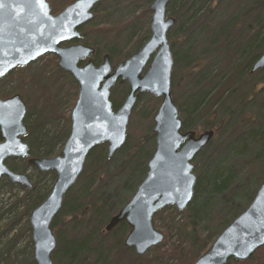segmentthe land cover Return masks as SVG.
<instances>
[{"label": "water", "instance_id": "1", "mask_svg": "<svg viewBox=\"0 0 264 264\" xmlns=\"http://www.w3.org/2000/svg\"><path fill=\"white\" fill-rule=\"evenodd\" d=\"M104 0H76L58 15L51 13L48 0H0V80L17 67H26L47 54L59 58L58 65L78 82L79 93L71 113V130L62 154L52 158L30 156L24 141L29 128L24 119L27 104L20 94L0 98V179L33 190L26 174L5 164L10 158L28 159L41 172L54 171L56 180L49 196L30 214L34 260L54 264L58 240L52 228L66 194L82 175L91 150L108 143L111 158L126 142L133 108L141 95L161 97L153 116L156 147L147 163L146 175L126 204L105 225L110 233L126 223L130 231L124 246L138 256L161 245L165 235L154 224L155 215L167 206L184 211L195 198L197 176L195 157L215 138L214 129L197 133L183 131V120L172 96L174 58L168 32L176 18L167 16L170 0H153L150 38L136 53L121 61L114 70L109 54L97 66L93 46L62 43L81 39L80 27L94 17V7ZM88 59L85 65L81 61ZM147 70L145 71L146 67ZM264 69V52L252 65L254 74ZM128 82L124 103L114 110L110 99L116 83ZM264 246V182L248 207L216 237L211 246L192 264H227L246 261Z\"/></svg>", "mask_w": 264, "mask_h": 264}, {"label": "trees", "instance_id": "2", "mask_svg": "<svg viewBox=\"0 0 264 264\" xmlns=\"http://www.w3.org/2000/svg\"><path fill=\"white\" fill-rule=\"evenodd\" d=\"M72 1L60 0L57 8ZM129 3L137 4L139 0H128L127 5H130ZM169 3L170 15L177 20L176 31L171 34L174 35L172 41L174 70L171 91L180 109L183 120L182 130L214 129L217 137L225 126L231 130L234 129V124H230L229 119L235 113L234 107L244 104L247 100L239 95L243 87L248 86L250 92L255 87V84L250 82L244 86V82L247 77H251L252 65L264 52V0L245 1L238 8L239 11L230 10L221 20L219 18L214 20L215 17L211 15L213 12L206 6L205 0H170ZM136 21L137 18L131 22L128 21V26H124L125 28L121 30L124 35L118 37L117 35L111 37V34L112 31L114 33L120 31L119 27L115 30L107 28L109 31L100 29L98 32L103 38L105 37L104 39L114 38L117 44L124 45L134 37L137 31V25L134 24ZM148 34L149 31L146 35L144 34L142 40ZM177 42L180 47L177 46ZM139 44L141 40L136 46ZM198 48L201 50L200 53L197 52ZM110 51L113 52V49ZM260 81L263 83L262 80ZM145 99L146 97L141 102ZM150 105V111H146ZM150 105L146 108L142 106V110L136 112L135 109L132 123L139 116H143L145 123L150 120L152 112H156L159 100ZM246 116L245 119H250ZM256 131L252 135L239 137L237 141H241L239 148L242 153L248 152V141L253 139L255 143L260 144L257 145L260 148L250 163L253 172L258 174V186L264 181V132ZM155 145V134L150 126L146 127L143 123L135 132L129 129L126 142L117 151V156L121 158L119 175L128 186V194L124 197H116L106 191L96 193L94 186L101 178L100 172L105 171L110 161L108 153L106 155L107 144L98 145L91 150L83 174L75 186L68 191L63 207L52 223L58 240L57 248L53 253L54 264H192L208 250L214 235L218 236L236 216L244 211L243 207L241 210L231 212V218H227L230 211L219 213L210 231L214 235L209 233L203 236L204 240H202L201 224L210 218L213 225L209 215L210 209L221 201L227 192H230L229 184L232 178L229 174L224 178L221 177L225 172L223 173L220 168L222 166L217 160L214 168L207 175L202 173L198 175L195 198L188 209L189 212L193 210L198 199L203 197L201 206L197 208V214L189 215L188 223L179 225L180 230L174 227L173 237L170 236V231L166 232L167 239L163 242L164 244L153 248L144 256H138L133 249H127L124 246V237L130 230L126 223L120 224L110 233H105V224L114 215L112 207L115 204L123 206L145 177L147 163L155 150ZM48 151L46 155L49 154ZM242 155L244 154L240 156ZM6 184L12 186L9 180ZM209 184L211 189L208 188ZM19 188L24 189L29 195L34 194L24 186L20 185ZM256 189L255 187L248 195L247 204L251 201ZM41 201L40 196L32 203L31 208L37 207ZM229 201L230 204H234V196H230ZM223 208L228 207L223 206ZM167 209L177 211L173 206L165 207L155 215V225L160 218L163 219ZM163 224L165 225L164 222ZM69 225L77 230V234L66 237L62 233L61 226ZM29 229L31 230L30 227ZM164 256H167L165 261L162 259ZM148 259L155 260L151 262L147 261ZM32 262L36 264L34 259ZM227 264H264V246L246 261L233 259Z\"/></svg>", "mask_w": 264, "mask_h": 264}, {"label": "rangeland", "instance_id": "3", "mask_svg": "<svg viewBox=\"0 0 264 264\" xmlns=\"http://www.w3.org/2000/svg\"><path fill=\"white\" fill-rule=\"evenodd\" d=\"M152 1L153 0H139V3H129L130 5H127L128 0L103 1L100 7H98L95 17L81 28L84 38L79 42L93 46L96 49L97 53L93 55L92 58H94L98 64L103 62L105 54H109L112 65L116 68L121 61L139 51L149 40L152 18V11L149 9V5ZM205 1L206 6L210 7L213 12L211 15L213 18L215 17L214 20L218 18L221 20L230 10L233 11L236 9L239 11L238 8L248 0ZM59 2L60 0H55L54 5L56 3V6H58ZM169 2L167 5V16H172L170 15ZM135 18H137L136 23H134L135 26L137 25V31L133 35L134 37L124 45L117 44L114 38L104 39L105 37L103 38L98 32L100 29L115 30L116 27H119L121 28L120 31L115 33L112 31L111 37H114V35H117V37L119 35H124L123 31L121 32L122 28L127 27L128 21L131 22ZM176 26L177 20L175 25L168 32L171 46L174 38V35L172 36L171 34L175 33ZM134 29L133 27V30ZM148 31L149 34L142 40L144 34L146 35ZM140 40L141 44L136 46ZM134 46L136 47L133 48ZM177 46L180 47L178 42ZM110 49H113V52H111ZM197 52H201L200 48L197 49ZM147 68L148 66L145 71ZM261 71H264V69L252 74L251 77H247L244 82V86H246V84L248 85L249 82L255 84V89L253 88V91L250 92L249 87L246 86L243 87L242 92L239 94L247 100L244 104H238L234 107L235 113L229 119V123L234 124V129L231 130L229 127L225 126L221 134L217 137L215 136L214 140L193 160L195 165L194 171L197 178L200 173L207 175L208 172L214 168L217 160H219L218 163L222 166L220 168L223 173L225 172L221 177L224 178L229 174L232 178L229 184L230 192H227L224 198L214 204L210 209L209 215L212 218L211 220H213V225L209 218L208 221H205L200 226L201 229H203L201 230L202 240H204L203 236L209 234L212 230L215 224V217L219 213L230 211L227 218H231V212L239 209L241 210L243 207L245 210L252 201L260 184L264 182H260L257 186L258 174L253 172L250 165L260 148L257 145L260 144L255 143L252 139L254 142L252 140L248 141V152L242 153L239 148L241 146V141H237L239 137L242 138L246 135L256 133V130L264 132V72ZM260 80H262L263 83ZM78 92L79 85L77 81L68 72L59 67L57 56L50 54L39 58L27 67L13 70L0 81V98L6 99L14 94H20L27 104V114L24 122L28 126L30 132L24 141L30 146L31 157L52 158L62 154L63 146L70 134L72 123L71 113L78 98ZM128 92L127 82L116 84L112 89L111 101L114 110H117V108L123 104ZM144 97H146V99L141 102ZM160 99L161 97H155L145 93L141 95L133 111L135 109V112L137 110H142V106L146 108L156 100H159L160 105L162 100ZM157 107L155 111H157ZM150 109L151 105L147 107L146 111H150ZM133 111L128 124L127 137L129 129L135 132L137 129L141 128L143 123L144 126H150L153 130V116L156 112H152L150 120L146 121V123L143 120V116H139L138 119L133 120L132 123ZM245 116L247 118L250 117V119H245ZM203 131L204 129L197 130L198 133ZM105 148L107 150V146ZM47 150H49L48 155H46ZM241 154L244 155L240 156ZM120 159L121 158L117 156V152L111 158H108L110 163L106 165L104 172H100L102 173L101 178L94 186L96 193L106 191L116 197H124L128 194V186L124 184V179L119 175ZM5 164L11 170L26 174L29 177L30 181L34 184V188L30 190L24 187L34 192V194H27L24 189L19 188V184H12V186L6 184L8 181L6 177L0 179V264H33L34 244L32 241V229H29V227L31 228L29 220L31 211L34 208L32 209L31 206L40 196L42 197V201L39 204L49 196L56 180V174H54V171H39L37 167L28 163V159L10 158L5 161ZM255 187L257 189L251 201L247 204L248 195L253 192ZM208 188L211 189V184L208 185ZM230 196H234V204H230ZM202 200L203 197H200L197 204L190 212L188 210L189 207L182 212L178 210L175 212L172 209H167L163 214V219L160 218L155 225V227L165 235L164 241L167 239L166 232L170 231L169 234L173 237L174 227L179 229V225L188 223L189 215L197 214V208L201 206ZM223 206H227L228 208H223ZM120 207L122 208L120 204H115L112 207L114 215L119 211L118 209ZM70 225L67 227L61 226L62 233L66 237L67 235L72 236L73 234H77V230H74ZM210 234L214 235V233ZM216 237L217 236L214 235L213 241ZM162 244L164 243H161V245ZM155 259H148L147 261L153 262ZM162 259L165 261L167 256H164Z\"/></svg>", "mask_w": 264, "mask_h": 264}, {"label": "flooded vegetation", "instance_id": "4", "mask_svg": "<svg viewBox=\"0 0 264 264\" xmlns=\"http://www.w3.org/2000/svg\"><path fill=\"white\" fill-rule=\"evenodd\" d=\"M74 1H76V0H73L72 2H69L67 5H69V4H71V3H73ZM105 1V0H104ZM48 2H49V4H50V8H51V13L53 14V15H58L60 12H62L64 9H65V7L67 6V5H63V6H60L59 8H57V6H56V3H55V5H54V2H55V0H48ZM103 2V1H102ZM102 2H100V3H98L95 7H94V9H93V12H94V17H95V15H96V13H97V11H98V7H100V5H101V3ZM86 24H88V23H86ZM84 26V25H83ZM82 26V27H83ZM82 27H80L79 28V30L81 31V28ZM84 38V36L81 38V39H73V40H71V41H68V42H65V43H62V46H70V45H73V44H76V43H79V41L80 40H82ZM96 53H97V51H96ZM95 53V54H96ZM94 54V55H95ZM94 59V58H93ZM94 61H95V64L97 65V66H99L100 64H102V63H100V64H98L97 63V61L94 59ZM88 62V59H85L84 61H81L80 62V65L82 66V65H85L86 63ZM4 79V78H3ZM2 79V80H3ZM1 81V80H0ZM116 84H122V83H119V81L116 83ZM116 86V85H115ZM127 86H128V90H129V85H128V83H127ZM0 136H1V139H0V142H2L3 141V138H2V135H1V132H0Z\"/></svg>", "mask_w": 264, "mask_h": 264}, {"label": "snow or ice", "instance_id": "5", "mask_svg": "<svg viewBox=\"0 0 264 264\" xmlns=\"http://www.w3.org/2000/svg\"><path fill=\"white\" fill-rule=\"evenodd\" d=\"M0 75H3V72L2 71H0Z\"/></svg>", "mask_w": 264, "mask_h": 264}]
</instances>
